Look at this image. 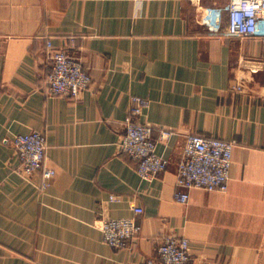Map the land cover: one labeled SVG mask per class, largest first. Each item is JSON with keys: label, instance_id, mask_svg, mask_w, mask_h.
<instances>
[{"label": "crops", "instance_id": "1", "mask_svg": "<svg viewBox=\"0 0 264 264\" xmlns=\"http://www.w3.org/2000/svg\"><path fill=\"white\" fill-rule=\"evenodd\" d=\"M230 2L0 0V264H145L169 236L189 241L187 264H264V38L227 35ZM48 41L92 78L77 100L48 92ZM133 96L149 101L142 121L169 161L151 181L118 150ZM32 131L56 172L46 189L9 143ZM189 135L236 145L228 191L192 189L180 204ZM104 217L142 231L113 248Z\"/></svg>", "mask_w": 264, "mask_h": 264}, {"label": "built area", "instance_id": "2", "mask_svg": "<svg viewBox=\"0 0 264 264\" xmlns=\"http://www.w3.org/2000/svg\"><path fill=\"white\" fill-rule=\"evenodd\" d=\"M225 10L228 13V36L264 38V0H231ZM217 14L220 15V12ZM47 46L52 50V71L48 78L49 94L77 100L92 84L91 76L67 49H55L51 41L47 42ZM251 71L256 73L258 69ZM148 108L147 99L131 97L129 113L123 123L124 133L118 143L119 152L136 161L137 173L145 181L155 179L169 166V161L157 153V142L153 138L155 127L142 121V116ZM171 136L172 132L169 130L160 131V139L163 141H167ZM9 143L20 160V173L29 178L42 170L41 188H48L56 172L43 168L47 151L45 135L32 131L14 137ZM235 145L234 141L189 135L178 165L175 200L180 204H187L190 191L196 188L226 193L229 189ZM111 200L118 201L119 198L112 196ZM133 211L135 216L144 213L141 207H133ZM98 223L97 227L102 233L104 243L116 249L126 248L142 231L136 217H104ZM189 261V241L186 238L169 236L159 247L157 257L149 259L145 264H187Z\"/></svg>", "mask_w": 264, "mask_h": 264}]
</instances>
